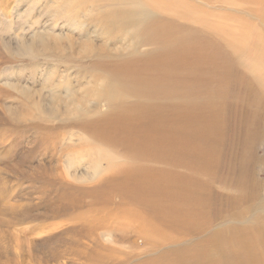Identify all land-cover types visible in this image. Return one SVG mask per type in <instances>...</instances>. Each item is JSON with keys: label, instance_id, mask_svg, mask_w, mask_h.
Instances as JSON below:
<instances>
[{"label": "rangeland", "instance_id": "rangeland-1", "mask_svg": "<svg viewBox=\"0 0 264 264\" xmlns=\"http://www.w3.org/2000/svg\"><path fill=\"white\" fill-rule=\"evenodd\" d=\"M45 1L40 0L37 11L32 15H26L25 11L32 6L31 0L25 2L0 0V264H138V262L143 264L146 258L155 253L153 252L155 245L159 249V243H162L160 245H163V249L171 243H184L189 238L197 240L198 236L188 231L191 227L199 233L204 225L221 223L223 214L226 215L233 210L234 206L241 204L247 206L256 189L259 195L264 197V168L258 167L254 173L252 171L250 173L248 168L246 174L242 175L239 173L242 164L236 157V154L239 155L242 149L244 150L248 133L255 130L259 132L260 139L254 153L258 159L264 157V92L257 96L260 105L254 109L255 111L251 110L248 105L256 97H253L254 90L251 91L246 84L252 83V80L249 77L250 73H247L245 80V71L240 76L236 72L231 74L232 89L240 98H237L235 103L229 100L220 117L206 110L193 111L191 124L186 131L179 125L175 129L169 128L167 115H162L160 120L145 117L127 122L117 116L110 121L113 124L136 125L145 128L152 135L158 131L163 136L171 132H176L178 137L186 135L190 140L188 145L174 143L177 146L168 147L166 149L168 152H164L167 155L154 159L146 158L147 165L141 164L139 167V161H134L125 153L127 150L123 147L109 144L108 141H100L101 145L115 147L113 152L122 155V158L114 167H110L106 161L99 163L101 171L98 172L90 165H82L81 163H93L95 166L90 152L86 151L95 145L80 144L77 136L78 134L96 136V133L93 134L89 130L90 128L87 131L80 128V125L83 126L89 121H79V118L74 116L69 123H66L62 116L55 121H41L39 118L42 117V113L31 100L22 96L20 89V86L36 89L43 88L42 85L50 86L52 80L48 82L46 76L54 68L57 75L54 77L56 84L69 83L78 88V85L84 82V69L81 65L53 67V63L46 64L47 62L42 65L41 61L43 62L44 58L41 57V61L37 60V64H33V59L29 56L19 54L21 51L18 39L24 35L29 38L37 31L56 25V31H70L78 39L79 31L87 29L85 19L82 22L77 18L73 21H58L47 16ZM192 2L205 10L212 24L206 30L209 39L217 40L223 37L227 39L230 34L249 31L248 26L253 28L251 31L253 34L264 38V15L261 12L264 0H192ZM219 25L222 26L221 29L218 28ZM198 52L202 54L201 60L213 70L210 75L206 73L200 81L212 83V80L207 81V78L213 79L216 75L224 80L229 79L220 70L213 69L210 64L222 63L233 69L231 57L236 56V53L233 54L231 46L224 45L223 49L220 45L216 48L206 46L205 51H194L191 59L193 70L195 68L193 62L197 60L196 56H200ZM189 55L179 54L180 63L182 58ZM10 81L15 82L17 86H13ZM64 87L62 90L66 92ZM40 91L49 94L48 90ZM19 100L34 107L35 118L26 117L21 123L10 118L5 106ZM39 102L44 104L46 101L40 97ZM93 102L90 106L97 104ZM102 109L106 110L104 103ZM96 124L104 123L99 121L91 127L97 129ZM226 124V128L233 131L230 137L224 139L225 142H230L234 137L235 139L234 143L228 145L229 148H224L223 154V151L220 152V143L222 126ZM142 131L145 136L146 131ZM112 136L113 140L117 137ZM184 154H188V157ZM221 154L226 157L222 158ZM231 156L232 159H229ZM130 166L134 168L131 171ZM138 169H145L144 172L147 174L142 175L143 172H139L140 174L135 175ZM122 174L131 176L127 180L132 181L134 189L138 191L131 207L132 210L138 211L133 212L143 214V211L150 210L155 214L157 224L145 221L146 234L138 235L141 221L132 225L127 223V227L134 228L132 231L135 234L123 238L120 243L119 238L123 237L121 232L112 231L111 238L106 241L102 238L100 226L97 227L96 221H93L94 227L90 226L94 231H88V227L83 223L89 224L90 221L74 216L73 211L75 212L78 207H75L72 201L77 188L105 187L109 185L106 182L110 178ZM148 174L150 178L146 179ZM255 177L257 180L253 179ZM224 179L227 185L224 184ZM250 180L252 181L249 183ZM240 181L245 182L247 187L242 189H246L247 192H241ZM115 183L126 187V191L129 190L126 186L128 181L122 179ZM237 188L239 191H236ZM110 194L113 206L118 210L115 214L117 219L113 224L131 222L127 217L118 218L123 209L126 215L128 211L126 205L130 204V196L119 191ZM60 199H66L68 204L63 203L61 206ZM138 220L137 217L135 221ZM116 239L119 243L111 245ZM136 245L138 251L132 250ZM157 254L158 251L152 256L156 257Z\"/></svg>", "mask_w": 264, "mask_h": 264}, {"label": "bare ground", "instance_id": "bare-ground-1", "mask_svg": "<svg viewBox=\"0 0 264 264\" xmlns=\"http://www.w3.org/2000/svg\"><path fill=\"white\" fill-rule=\"evenodd\" d=\"M31 1L32 6L25 11L26 15L37 11L40 0ZM44 7L45 14L58 21H73L77 18L82 22L85 19L87 29L79 31L78 39L70 31H56V25L37 31L29 38L24 35L18 39L21 51L19 54L29 56L33 59V64L44 58L42 65L44 62L53 63V67L81 65L84 69V82L78 88L69 83L56 84L54 68L46 76L48 82L52 80L50 86L42 85L41 89L20 86L21 93L38 107L42 113L39 118L41 121H55L59 116L66 123H69L72 116L78 117L79 121H89L80 125V128L86 131L90 128L96 136H77L80 144L95 145L86 150L90 152L95 166L93 163L81 164L90 165L97 172L101 171L99 163L106 161L110 167H114L122 158V155L113 152L115 147L101 145L100 141L123 147L134 161H139V167L141 164L147 165L146 158L167 155L164 152H168V147L177 146L174 143L186 146L190 142L186 135L178 137L176 132L163 136L158 131L152 135L145 128L136 125L113 124L110 122L113 117L119 116L132 122L145 117L160 120L162 115H167L169 128L175 129L179 125L186 131L191 124L193 111L206 110L220 117L229 100L235 103L240 98L231 86L232 72L240 76L244 71L245 80L247 73H250L252 83L246 84L251 91L254 90L253 97H256L248 106L254 110L260 105L257 96L264 92V38L253 34V28L248 26L249 31L230 34L227 39H209L206 30L212 24L205 10L192 0H46ZM261 12L264 15V5ZM218 28L221 29L222 26L219 25ZM218 45L222 49L224 45H229L233 54L236 53V56L231 57L233 69L222 63L210 64L229 79L224 80L216 75L213 79L207 78L212 83L202 82L200 79L206 73L210 75L213 70L201 60L200 52V56H196L197 60L193 62V70L192 53L205 51L206 46L216 48ZM179 54L190 55L182 58L180 63ZM9 83L17 86L13 81ZM63 87L66 92H63ZM40 90H48L50 95L46 92L43 94ZM40 97L46 101L44 104L39 102ZM93 101L97 104L90 106ZM103 103L106 110L102 109ZM5 107L14 122L21 123L29 116L35 118L34 107L21 100ZM99 121L104 124H96L97 129L91 127ZM226 127L227 124L222 126L220 152L229 148L228 145L234 143L235 139L234 137L230 142H225L224 139L230 137L233 131ZM141 129L146 131L145 136ZM258 134L257 130L249 132L244 150L241 148L240 154H236L242 164L239 167L242 175L246 174L248 168L250 173L256 172L258 167L264 168V157L258 159L254 153L260 139ZM112 135H117L115 140ZM155 148L159 149L154 150ZM223 154L221 157H226ZM184 156L188 157V154ZM129 169L131 171L134 168L130 166ZM144 170H136L135 175L140 174L139 172L147 174ZM147 178H150L149 174ZM223 181L226 184L225 179ZM241 182L240 190L246 186L245 182ZM236 191H239L238 188ZM257 191L258 189L252 193L247 206L233 205V210L223 214L221 223L204 225L199 233L191 227L188 231L196 234L197 240L189 238L184 243H171L163 249V245H160L162 243L158 244L159 249L155 245L153 252L158 251L157 256L153 257L155 253L152 254L143 264H264V197ZM241 192L245 193L247 190L242 189Z\"/></svg>", "mask_w": 264, "mask_h": 264}, {"label": "crops", "instance_id": "crops-1", "mask_svg": "<svg viewBox=\"0 0 264 264\" xmlns=\"http://www.w3.org/2000/svg\"><path fill=\"white\" fill-rule=\"evenodd\" d=\"M117 176H119L120 178L119 177L110 178L109 181L106 182V184H109V185L105 187L101 186L97 188H83V187L77 188L76 191H74V194H73L74 198H73L72 203L74 204L75 207L76 206L78 207V209H76L75 212L73 211V213L75 214L74 216L80 218L81 220L90 221L89 224H87L86 222L83 223L84 225L88 227L87 229L88 231H94V228H92L94 227L93 221H96L98 222L97 227L100 226L99 230H100V234L103 239H105L106 241L109 240L112 236V231L121 232V235L123 237L119 238V241L120 243H122L121 241H123V238L128 237L130 234H135L132 231V229L134 228L127 227V223L132 225L134 224V222L137 223L141 221L140 227L138 226V230H139L138 235H144L146 234L145 233V226H146L145 221H147L148 223H156V224L157 222H156L155 214L151 212L150 210L143 211L144 212L143 214L133 212V211H138V210H132L131 208L132 202H135L134 197H137L136 194H138V191L134 189L132 181L127 180L128 178H131L130 175L122 174L121 176L120 175H117ZM122 179L128 181L126 186L127 188L129 187L128 188L129 190L126 191L125 190L126 187L118 186V184L115 183L118 181H122ZM120 187L122 188L121 191L119 190ZM114 191L125 192V195L130 196L129 197L130 204L126 205L128 207V211L126 212V215H125V209H123V212H120V213L118 212L119 213L118 216H120L118 218L127 217V219L130 220L131 222L119 223L117 225L113 224V221L117 219L115 214H116V211H118L113 206L112 194H110V192H114ZM125 197L126 196H124V198ZM59 203L61 206L63 205V203L67 205L68 201L66 202V199L65 200L60 199ZM137 217L139 218V220L135 221ZM119 241L116 239L111 243V245H114L115 243H119ZM92 242L94 241L92 240ZM137 246L138 245L132 248V250L138 251ZM138 256L140 258V255Z\"/></svg>", "mask_w": 264, "mask_h": 264}]
</instances>
